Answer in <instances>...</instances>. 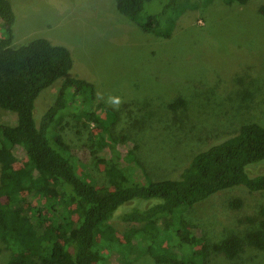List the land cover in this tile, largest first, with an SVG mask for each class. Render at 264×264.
Returning a JSON list of instances; mask_svg holds the SVG:
<instances>
[{
  "label": "trees",
  "instance_id": "obj_1",
  "mask_svg": "<svg viewBox=\"0 0 264 264\" xmlns=\"http://www.w3.org/2000/svg\"><path fill=\"white\" fill-rule=\"evenodd\" d=\"M152 1L114 0L117 13L142 33L169 39L181 15L213 0H158V10L149 12L145 5ZM14 22L10 2L0 0V110L16 118L12 126L0 122V242L10 252L5 264H110L101 251L116 264H133L141 254L155 264H207L210 250L227 260L245 247L264 253V173H249L264 165V127L243 124L196 153L176 177L153 180L133 150L118 149L109 130L115 110L97 107L108 119L104 126L92 111L93 83L67 76L68 49L38 37L16 45ZM57 80L53 102L37 117L38 96ZM183 104L177 99L169 107ZM90 124L104 128L90 138V154L107 179L102 188L80 174L86 165L63 138L68 128ZM236 186L263 196L243 218L254 228L209 247L182 212ZM225 207L240 211L244 200L233 198ZM113 220L127 226L120 235Z\"/></svg>",
  "mask_w": 264,
  "mask_h": 264
},
{
  "label": "rangeland",
  "instance_id": "obj_2",
  "mask_svg": "<svg viewBox=\"0 0 264 264\" xmlns=\"http://www.w3.org/2000/svg\"><path fill=\"white\" fill-rule=\"evenodd\" d=\"M8 1L15 15L14 44L38 37L67 48L72 59L67 76L93 83L92 111L104 126L108 119L97 107L115 110L109 130L118 149L133 150L153 180L176 177L196 153L235 134L243 124L264 127V0H248L243 6L213 0L188 10L176 20L169 39L142 33L117 13L114 0ZM158 8V0L145 5L149 12ZM60 82L38 96L37 117L53 102ZM177 99L183 106L170 109ZM15 119L0 110L2 124L12 126ZM101 133L103 127L90 124L68 128L63 138L86 165L80 174L102 188L107 179L90 154L95 148L91 136ZM262 172L264 165L249 170ZM239 187L182 212L209 247L228 236L243 238L254 228L243 218L263 196ZM233 198L244 200L245 207L228 210L226 202ZM110 225L118 235L127 227L117 220ZM9 258L0 242V264ZM133 264L155 263L141 254ZM207 264H264V253L245 247L239 257L227 260L210 250Z\"/></svg>",
  "mask_w": 264,
  "mask_h": 264
}]
</instances>
